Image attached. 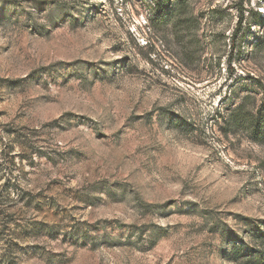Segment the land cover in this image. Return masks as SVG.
Masks as SVG:
<instances>
[{
    "label": "rangeland",
    "instance_id": "rangeland-1",
    "mask_svg": "<svg viewBox=\"0 0 264 264\" xmlns=\"http://www.w3.org/2000/svg\"><path fill=\"white\" fill-rule=\"evenodd\" d=\"M167 1L0 0V264H244L264 0Z\"/></svg>",
    "mask_w": 264,
    "mask_h": 264
},
{
    "label": "trees",
    "instance_id": "trees-1",
    "mask_svg": "<svg viewBox=\"0 0 264 264\" xmlns=\"http://www.w3.org/2000/svg\"><path fill=\"white\" fill-rule=\"evenodd\" d=\"M158 9H163L167 4V0H154ZM241 25V23H240ZM241 107H239V110ZM234 124H243L246 128H249L255 136L257 141H262L264 137V116L255 118L251 115V118L243 119L236 114L234 117ZM251 242H245L243 239L239 243H233L232 258L237 262H243L244 264H264V229H255L252 235Z\"/></svg>",
    "mask_w": 264,
    "mask_h": 264
}]
</instances>
